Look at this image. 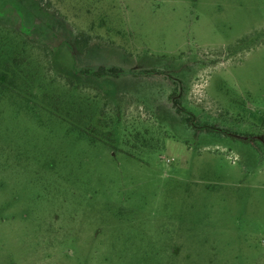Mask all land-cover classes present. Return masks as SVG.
Instances as JSON below:
<instances>
[{"label":"rangeland","instance_id":"1","mask_svg":"<svg viewBox=\"0 0 264 264\" xmlns=\"http://www.w3.org/2000/svg\"><path fill=\"white\" fill-rule=\"evenodd\" d=\"M11 56L0 264H264V0H0Z\"/></svg>","mask_w":264,"mask_h":264},{"label":"trees","instance_id":"2","mask_svg":"<svg viewBox=\"0 0 264 264\" xmlns=\"http://www.w3.org/2000/svg\"><path fill=\"white\" fill-rule=\"evenodd\" d=\"M46 5L49 6L50 3L46 2ZM90 36L84 32H79L75 39V47L78 52L82 53L86 50L88 47V44L90 42ZM24 58L20 56H11V58L6 61V67H4L0 71V84L3 87H9L10 84H14L16 82L17 77L19 76V72H16L14 70V67H20L23 62ZM102 69V68H101ZM104 69V68H103ZM172 98H175V102L177 104L180 103L179 99L172 94ZM104 110L101 111L103 113ZM186 122L190 125L192 122V119L190 116L186 118ZM102 127H108L111 128V122L107 121V119L104 117V115H101L97 122ZM108 135H112L113 131L108 130Z\"/></svg>","mask_w":264,"mask_h":264}]
</instances>
